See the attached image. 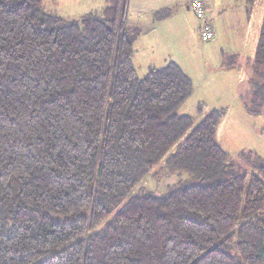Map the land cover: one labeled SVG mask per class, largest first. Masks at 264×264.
<instances>
[{
	"label": "trees",
	"instance_id": "16d2710c",
	"mask_svg": "<svg viewBox=\"0 0 264 264\" xmlns=\"http://www.w3.org/2000/svg\"><path fill=\"white\" fill-rule=\"evenodd\" d=\"M126 2L65 20L0 0V264H264V164L226 175L225 111L176 112L179 64L138 75ZM162 160L167 193L131 194Z\"/></svg>",
	"mask_w": 264,
	"mask_h": 264
},
{
	"label": "rangeland",
	"instance_id": "374dc122",
	"mask_svg": "<svg viewBox=\"0 0 264 264\" xmlns=\"http://www.w3.org/2000/svg\"><path fill=\"white\" fill-rule=\"evenodd\" d=\"M105 6V0H43L46 12L65 20L79 19L89 13L99 14ZM263 8L264 4L258 8L243 41L227 32V37L222 36L216 43L203 42L198 32L194 36L186 31L180 38L168 35L164 47L156 46V16L146 31L138 29L137 33L133 29L136 37L133 40V62L140 77L152 67L175 60L182 64V69L192 80V94L177 108L178 114L191 115L195 126L212 110L224 109L225 114L217 126L216 141L229 155L226 169L229 176L249 177L264 164V88L259 97H254V84H264V77L256 75V70L264 74V65L257 67L254 56ZM190 21L198 24L194 16ZM229 52L238 55L233 58ZM199 104H202L201 110L197 109ZM163 161L131 194L167 193L178 178L167 174ZM182 177L189 180L187 174Z\"/></svg>",
	"mask_w": 264,
	"mask_h": 264
},
{
	"label": "crops",
	"instance_id": "0c3cea01",
	"mask_svg": "<svg viewBox=\"0 0 264 264\" xmlns=\"http://www.w3.org/2000/svg\"><path fill=\"white\" fill-rule=\"evenodd\" d=\"M208 4V17L214 28V37L208 42L216 43L222 36L227 37V32L240 41L245 40L249 26L253 23L258 8L264 4V0H208ZM126 8L127 25L130 29H136L137 33L138 29L146 31L156 16V46L164 47L168 35L182 37L181 33L186 31L192 32L194 36L196 32L199 34V21L198 24L190 21L194 16L190 0H127ZM263 18L264 8L261 25ZM229 53L233 58L238 55L235 52ZM179 65L182 68L180 62ZM182 70L185 73V70Z\"/></svg>",
	"mask_w": 264,
	"mask_h": 264
},
{
	"label": "built area",
	"instance_id": "2783aa9c",
	"mask_svg": "<svg viewBox=\"0 0 264 264\" xmlns=\"http://www.w3.org/2000/svg\"><path fill=\"white\" fill-rule=\"evenodd\" d=\"M208 0H190V8L196 19L199 21L200 40L208 42L213 39V24L208 17Z\"/></svg>",
	"mask_w": 264,
	"mask_h": 264
}]
</instances>
